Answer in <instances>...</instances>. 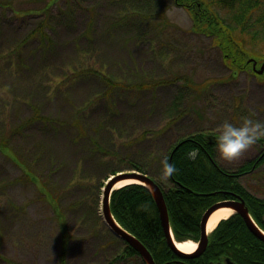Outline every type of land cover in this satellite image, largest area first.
Here are the masks:
<instances>
[{"label":"rangeland","instance_id":"obj_1","mask_svg":"<svg viewBox=\"0 0 264 264\" xmlns=\"http://www.w3.org/2000/svg\"><path fill=\"white\" fill-rule=\"evenodd\" d=\"M192 25L175 0H0V264H61L78 237L68 264H104L123 247L99 216L113 171L137 163L167 186L160 162L180 139L264 122V73L235 77ZM257 149L217 160L233 171ZM262 176L244 184L264 190Z\"/></svg>","mask_w":264,"mask_h":264},{"label":"trees","instance_id":"obj_2","mask_svg":"<svg viewBox=\"0 0 264 264\" xmlns=\"http://www.w3.org/2000/svg\"><path fill=\"white\" fill-rule=\"evenodd\" d=\"M175 3L188 11L193 32L212 38L233 71L251 67V57L259 63L264 61L263 52L248 49L240 37V34L253 35L264 46V0H175ZM227 10L232 21L224 15ZM215 143L214 133H194L180 139L167 155L169 163L178 170L176 175L167 186L156 180L163 190L172 232L178 241L199 240L206 210L218 201L238 196L246 200L252 217L264 230V198L252 193L243 180L251 170L246 169L250 165L233 171L223 168L217 160ZM192 149H199L195 161L187 158ZM132 169L146 172L137 163ZM110 207L117 222L146 246L156 264H264V241L250 232L238 214L218 224L202 255L180 257L167 242L148 187L129 184L115 190ZM105 264H144V261L133 247L124 243L122 251Z\"/></svg>","mask_w":264,"mask_h":264},{"label":"water","instance_id":"obj_3","mask_svg":"<svg viewBox=\"0 0 264 264\" xmlns=\"http://www.w3.org/2000/svg\"><path fill=\"white\" fill-rule=\"evenodd\" d=\"M264 70V65L262 67ZM114 176V177H113ZM112 178V179H111ZM133 179L137 180L139 184L145 185L148 187L154 197L156 205L159 210L160 219L162 222V226L166 235L167 242L171 249H173L180 257H197L202 255L208 246V220L212 213L222 207H230L234 209V211L240 214L246 222L249 230L259 239L264 241V232L260 230V228L256 225V223L252 220V218L248 214V208L245 205L244 200H224L221 202H217L216 204L212 205L203 215L201 221V237L198 249L194 253H185L181 251L174 239V236L171 231L170 226V219H169V212L166 205V201L164 198V194L158 183L150 177L148 174H145L138 170H127V171H120L116 174L109 176V178L105 182V186L103 187L102 192V199H101V210H102V217L107 225V227L111 230L113 234H115L120 239L129 243L136 251L140 253L143 257L146 264H155L154 259L149 252V250L133 235L128 233L124 230L120 224L116 221L114 216L111 213L110 208V199L114 190L115 185L118 182Z\"/></svg>","mask_w":264,"mask_h":264},{"label":"clouds","instance_id":"obj_4","mask_svg":"<svg viewBox=\"0 0 264 264\" xmlns=\"http://www.w3.org/2000/svg\"><path fill=\"white\" fill-rule=\"evenodd\" d=\"M214 135L218 159L231 164L239 161L258 141L264 139V122L247 116L242 117L238 124L225 120L215 129ZM198 155L199 149H192L187 153V158L195 161ZM160 163V180L167 183L178 170L167 158L162 159Z\"/></svg>","mask_w":264,"mask_h":264},{"label":"bare ground","instance_id":"obj_5","mask_svg":"<svg viewBox=\"0 0 264 264\" xmlns=\"http://www.w3.org/2000/svg\"><path fill=\"white\" fill-rule=\"evenodd\" d=\"M132 183H139V182L133 179L124 180V181L118 182L115 185L114 189L120 188L127 184H132ZM234 213H235L234 209L230 207H222L216 210L214 213H212V215L210 216L208 220V226H207L208 233L214 230L220 221L230 218ZM176 244L178 248L185 253H192L197 248V243L193 240H184L180 242L176 241Z\"/></svg>","mask_w":264,"mask_h":264},{"label":"flooded vegetation","instance_id":"obj_6","mask_svg":"<svg viewBox=\"0 0 264 264\" xmlns=\"http://www.w3.org/2000/svg\"><path fill=\"white\" fill-rule=\"evenodd\" d=\"M257 76V75H256ZM236 77V76H235ZM257 155L255 154L254 157L251 159L245 160L237 169H244V166L246 164L250 165L247 166L246 169H251L247 171V175H252V176H258V172L261 171L264 176V139H261L260 141L257 142ZM226 169V168H225Z\"/></svg>","mask_w":264,"mask_h":264}]
</instances>
